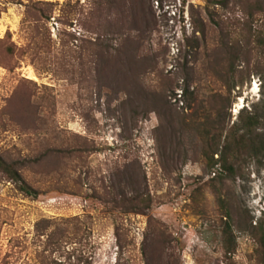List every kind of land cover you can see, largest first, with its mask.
I'll list each match as a JSON object with an SVG mask.
<instances>
[{"label":"rangeland","instance_id":"374dc122","mask_svg":"<svg viewBox=\"0 0 264 264\" xmlns=\"http://www.w3.org/2000/svg\"><path fill=\"white\" fill-rule=\"evenodd\" d=\"M38 1L58 4L41 21L40 32H47L51 48L35 57L23 17L26 6ZM66 1L0 0V155L15 160L37 153L42 121L55 133L46 135L50 142L63 140L70 147L85 144L89 149L83 166L72 154L68 181L54 184L66 193L26 197L0 172V264H77L87 255L92 264H262L263 254L256 251L261 245L252 234L264 237V57L259 53L264 14L256 11L257 0H230L227 7L206 0H147L154 22L152 51L162 60V77L180 85L184 68H189L198 90L196 107L206 97H222L225 134L241 118L258 117L248 137L261 149L241 153L234 175L224 184L212 181L220 168H208L193 132L173 131L157 112L134 116L123 106V94L111 93L109 87L100 90L88 77L83 80L85 68L77 61L69 69L57 65L61 44L80 45L87 35L77 20L60 17ZM76 1L85 9L89 4L71 3ZM193 17L204 34L194 33ZM186 36L198 41L194 60L187 55ZM8 42L17 45L13 55L5 51ZM226 67L228 74L223 72ZM150 78L156 79L154 74ZM232 84L236 86L229 92ZM174 93L167 99L177 114L183 103L180 88ZM138 164L152 199L148 211L126 214L96 198L107 197L102 176L105 185L110 178L115 183L117 169ZM23 175L44 187L33 171ZM219 187L231 213L235 248L230 254L220 224ZM41 220H50L51 229H64L68 238L61 250H43L46 238L35 227Z\"/></svg>","mask_w":264,"mask_h":264},{"label":"trees","instance_id":"16d2710c","mask_svg":"<svg viewBox=\"0 0 264 264\" xmlns=\"http://www.w3.org/2000/svg\"><path fill=\"white\" fill-rule=\"evenodd\" d=\"M229 1L206 0L208 5L219 4L223 7H227ZM56 4L58 3L38 1L26 6L23 24L29 28L35 57L51 48L48 42L49 35L46 32V36H43L40 28L42 27L41 21L50 18L53 6ZM87 5L85 9L79 5L78 1L71 3V0L62 4L60 17L77 20L84 27L87 35L81 39L80 45H69L67 41L61 44L57 54L58 58L56 57L60 68L74 67V62L77 61L78 66L85 68L83 69V80L88 77L90 82L96 83L100 90L109 87L111 93L123 94L125 98L122 104L128 107L134 116L140 113L147 116L150 112H157L160 118L166 117L165 124L173 128V131L177 127L181 135L187 131L193 132L200 139L201 151L207 160L208 168L213 169L216 166L220 168V172L214 173L212 181L224 184L226 178L234 175L241 153L250 154L261 149V145H255L256 141L248 137L252 128L257 124L258 117L241 118L240 125H232L229 132L225 134L227 125L224 123L225 101L222 97H206L201 99V105L196 107L198 90L192 86L194 81L192 72L185 67L187 63H185V68L183 67L182 84L176 83L175 85L173 80L162 77L161 69H159L162 60L152 51L151 35L154 22L147 0H89ZM255 8L258 13L264 14L263 0H257ZM206 12L209 19L215 22L214 12L208 7ZM193 25L194 33L204 34V28L194 17ZM6 36L10 39V32H7ZM263 43L261 41L259 44ZM186 48L190 50L187 55L194 60V54L198 48L197 39H189L186 36ZM181 49L180 46L179 50ZM17 50V45L13 42L5 45V51L9 55L15 54ZM85 52L89 59L85 56ZM246 53L243 52V54ZM259 53L264 57V46ZM240 54L241 52L238 51L236 56ZM190 69L192 70V67ZM227 70L226 67L223 72L228 74ZM153 74L155 81L150 78ZM235 86L236 84L229 85V92ZM176 87L181 90L179 98H182L183 102L180 110L177 111L174 108L177 114L173 113V108L167 99L171 94L176 96L174 93ZM185 110L192 111L188 114L184 113ZM50 131V126L42 121L40 134L43 138L40 141V149L33 156L11 160L0 155V172L26 197L37 198L52 191L66 193V189L53 186L68 181V158H73L72 154H75L80 165L83 166L84 153L89 151L85 144L74 148L65 144L63 140L60 143L50 142L51 138H47L46 135L55 134ZM181 142L184 144V141ZM187 142L192 143V141ZM215 155L218 156L215 158ZM26 171H33L36 176H39L41 182L43 180L41 185L44 187L39 188L29 182L23 175ZM115 179V183L110 178V183L105 185L106 176L100 178L103 187L107 190V197H96L97 199H104L105 203H113L114 208H119L126 214H143L151 208L152 199L147 191L146 176L139 164L133 169H129L128 166L123 167L122 170L117 169ZM217 192L221 208L220 224L223 227L225 251L230 254L235 248V243L228 220L231 217L229 203L222 188L219 187ZM50 226H52L50 220H41L35 225L38 235L46 238L43 250H49L51 254L55 250H61L68 237L63 228L54 226L51 229ZM48 228L49 231H47ZM252 234L261 245L256 251L262 253L264 258V237L261 234L257 236L256 232ZM81 262L92 264L91 256H80L77 264ZM163 264H170V262L166 260Z\"/></svg>","mask_w":264,"mask_h":264},{"label":"bare ground","instance_id":"6f19581e","mask_svg":"<svg viewBox=\"0 0 264 264\" xmlns=\"http://www.w3.org/2000/svg\"><path fill=\"white\" fill-rule=\"evenodd\" d=\"M254 86H256V85H254Z\"/></svg>","mask_w":264,"mask_h":264}]
</instances>
